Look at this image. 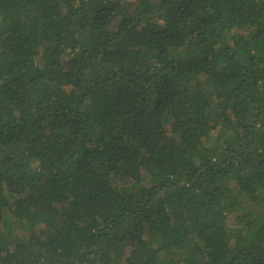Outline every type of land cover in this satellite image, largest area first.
I'll use <instances>...</instances> for the list:
<instances>
[{
    "label": "trees",
    "instance_id": "16d2710c",
    "mask_svg": "<svg viewBox=\"0 0 264 264\" xmlns=\"http://www.w3.org/2000/svg\"><path fill=\"white\" fill-rule=\"evenodd\" d=\"M0 264H264V0H0Z\"/></svg>",
    "mask_w": 264,
    "mask_h": 264
}]
</instances>
